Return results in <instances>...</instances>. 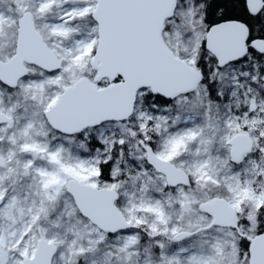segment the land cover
<instances>
[{"label":"snow or ice","instance_id":"obj_1","mask_svg":"<svg viewBox=\"0 0 264 264\" xmlns=\"http://www.w3.org/2000/svg\"><path fill=\"white\" fill-rule=\"evenodd\" d=\"M0 264H264V0H0Z\"/></svg>","mask_w":264,"mask_h":264}]
</instances>
